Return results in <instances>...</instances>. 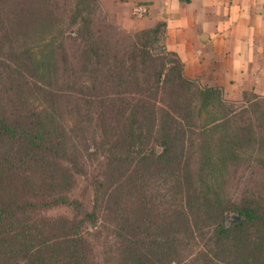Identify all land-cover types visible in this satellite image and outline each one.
<instances>
[{"label":"trees","instance_id":"16d2710c","mask_svg":"<svg viewBox=\"0 0 264 264\" xmlns=\"http://www.w3.org/2000/svg\"><path fill=\"white\" fill-rule=\"evenodd\" d=\"M12 6L0 14V83L19 100L0 101V264H264V194L232 199L223 182L252 164L264 170V97L237 106L187 78L165 47V23L113 49L115 37L94 30L98 0H75L76 74L90 85L63 99L56 48L41 58L24 50L15 62L2 52L15 44L13 29L41 20V0ZM37 98L41 106L29 108ZM90 134L106 166L90 180L89 213L70 194ZM63 206L84 218L43 215ZM109 227L115 256L99 263L89 230Z\"/></svg>","mask_w":264,"mask_h":264},{"label":"rangeland","instance_id":"374dc122","mask_svg":"<svg viewBox=\"0 0 264 264\" xmlns=\"http://www.w3.org/2000/svg\"><path fill=\"white\" fill-rule=\"evenodd\" d=\"M20 1L22 0H0V14H7L4 17L1 16V18L10 16L9 12L13 9V2L19 4ZM74 1L75 0H55L54 2L48 3L47 0H41V20L37 18L35 22H31L28 26H26V22L25 26L23 25V27H20L17 30L13 29L10 40L15 44L13 45V48L10 45L2 51L8 56H11V52H14L13 59L15 62L18 57L17 54H20V52H23L24 50L30 51L32 54L41 58L42 55H46L47 52L56 48L58 53L57 63H59L60 66L56 82L61 89V91L56 93H58L59 96H63V99H75L78 96L76 92L82 85H90V79L87 75L78 76L76 74L80 57L77 56V47L75 46L77 43V41H75L77 27L73 24L72 18ZM131 10L132 7H128L127 9L123 4H118L115 0H98V13L94 30L99 29L104 33H107L111 39L114 36L115 40H113V42L115 41V45H112V47L120 52H123L124 49L127 48L129 37H132L141 31L151 29L133 30L131 28V21L136 19L133 18ZM49 14H51L52 22L55 17L58 20H56L55 27L46 29L41 23L45 21V16ZM128 14H130V18H128ZM161 45V43L158 44L159 47H161ZM18 47L21 48L18 50ZM1 84L3 83H0V101H4L7 105H9V101H12L13 103L19 101L14 95H7V92L3 91ZM201 86L205 87L203 85ZM4 89L6 88L4 87ZM104 92H109L110 94L117 96L116 94L120 92V89L108 86ZM36 95L39 96V94ZM125 95L130 97L134 96V93L128 92ZM253 95H255L253 91H245L240 99L235 100L230 99L224 92V97L230 102H236L237 106L243 105L245 97L252 98ZM28 101L29 108H37L41 106V99H29ZM72 105L73 103L71 102L70 106ZM67 112L68 109L66 107L61 108L62 115L65 116L67 124H70L71 126L73 123L71 124L70 122L74 120V117L71 119ZM91 138L92 135H88L86 140L83 141V144L80 145L79 150L81 151V154H83L81 163L84 165L83 168L85 171L84 175H77L76 187L70 194V198L78 200L89 213L92 211L94 199L90 180L94 176H98L102 173L106 166V160L103 158V155L100 154V151L96 150L97 147H95ZM157 150L160 149L157 148ZM251 166V168H241L239 172L223 178L224 191L230 198L239 199L243 195H253V193L264 194V170L256 172L259 167L255 164H252ZM158 190H161V188ZM83 214L82 211L76 212L71 208L64 206L43 213L46 217H65L69 219L75 218L77 220L84 218ZM102 224L104 225L105 223ZM109 228L110 231L104 230L103 228L100 229L98 234L91 228L89 230V234H92L89 236L92 250L91 255L92 258L99 263L104 262L105 258L115 256L114 250L116 238L112 233L113 228ZM95 234L98 236L97 239L95 238ZM195 252L196 249L193 250V256H195Z\"/></svg>","mask_w":264,"mask_h":264},{"label":"crops","instance_id":"0c3cea01","mask_svg":"<svg viewBox=\"0 0 264 264\" xmlns=\"http://www.w3.org/2000/svg\"><path fill=\"white\" fill-rule=\"evenodd\" d=\"M115 1L150 8L148 18L131 21L133 30L166 24L165 47L187 78L221 88L230 99L245 91L264 97V0Z\"/></svg>","mask_w":264,"mask_h":264},{"label":"built area","instance_id":"2783aa9c","mask_svg":"<svg viewBox=\"0 0 264 264\" xmlns=\"http://www.w3.org/2000/svg\"><path fill=\"white\" fill-rule=\"evenodd\" d=\"M150 15V8L146 4L136 3L132 9V16L137 20H143Z\"/></svg>","mask_w":264,"mask_h":264}]
</instances>
